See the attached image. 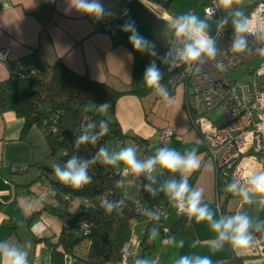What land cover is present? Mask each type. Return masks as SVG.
<instances>
[{
	"label": "crops",
	"instance_id": "1",
	"mask_svg": "<svg viewBox=\"0 0 264 264\" xmlns=\"http://www.w3.org/2000/svg\"><path fill=\"white\" fill-rule=\"evenodd\" d=\"M208 1L202 0L203 6ZM253 1L247 0V5ZM101 2L112 13L106 18L119 24L115 34L98 26L101 19L75 10L66 11L69 0H0V49H9L7 60L0 62V81L41 66H45L46 72H49L50 66L61 59L74 71L106 82L117 90L146 88L143 83L144 72L154 58L148 54L135 56L129 43L130 33L123 32L121 26L128 20L134 21L139 33H149L161 55L163 49L172 42V34L167 25H163L159 32L160 37L163 35L164 38L159 43L154 23L156 20L169 21L179 16L177 10L172 9V3L165 8L152 0ZM198 4L196 2L195 6ZM194 7H189V10L197 11L198 6ZM142 12H151L155 16L154 23L148 28L139 23ZM171 87V99L168 102L150 90L144 95H122L115 102L114 112L111 107L104 113L92 108L90 110L108 119H116L122 133L131 136L123 138V144L118 148L134 146L135 139L132 136L141 139L143 142L137 149L139 157L154 154L156 148L164 145L181 152L196 147L201 168L196 171L192 186L204 189V201L218 215L244 210L253 217L264 218V210L256 204H245L240 197L217 185L215 164L207 155L200 133L185 108L184 89L180 85ZM23 125L24 119L14 111H0V240L31 242L30 264H52V245L57 243L67 224V216L61 214L79 209L80 203L72 199L66 208L60 209L61 205L50 192V178H53L49 173L52 170H43L44 166H49L52 157L44 132L34 124L22 136ZM164 126L172 127L174 135L161 143L157 133ZM121 179L124 180L122 192L126 198L133 200L143 197L145 191L141 193L142 187L131 176ZM41 196L46 198L39 205L32 209L26 207L29 201ZM154 202L165 205L170 216L163 229L158 230V236L152 239L151 245L145 247V257L157 259L158 264H173V259L178 255L197 253L210 256L213 264H227L236 256L244 257L243 264H264V233H256L254 243L248 248L233 249L225 245L214 253L209 246L214 234L209 231L207 224L197 223L187 216L186 224L193 231V236L171 233L170 227L182 214L163 193L156 199H149L148 203ZM75 204L78 206L73 208ZM33 215L35 217L29 220ZM147 224V220L139 216L132 221L135 236L128 264H133V259L142 255L143 247L138 243L142 239V229ZM171 237H175L177 242L183 241L184 247L173 246L169 242ZM88 244L86 239L81 241L75 246L73 255H65L62 264H87ZM57 249L60 251L62 248L58 246Z\"/></svg>",
	"mask_w": 264,
	"mask_h": 264
},
{
	"label": "clouds",
	"instance_id": "2",
	"mask_svg": "<svg viewBox=\"0 0 264 264\" xmlns=\"http://www.w3.org/2000/svg\"><path fill=\"white\" fill-rule=\"evenodd\" d=\"M243 5L244 0H216V6L223 15L217 16L213 23L219 32L231 27L229 49L234 54L249 52L251 41H264V16L251 17L243 10ZM72 10L97 20L112 15L101 0H69V8L66 11ZM124 14H127V10ZM210 19L208 15L201 18L193 12H188L167 21L172 42L162 56L157 52L155 44L138 32L134 21L128 20L121 26L123 32L130 33L129 43L135 51L154 58L145 69L143 83L165 102L170 101L171 96L167 86L162 83L164 73L157 60L167 66L170 72L184 65L189 74L198 75L203 66L210 62L217 70H225V64L218 59L221 48L217 39L211 35ZM256 50L264 56V46H259ZM109 108L108 102L92 105V110L98 113L107 112ZM85 121L74 141L76 151L63 164L52 165V171L60 184L73 189L83 188L92 182L89 170L97 163L122 168L124 175L140 181L143 191L151 197L163 193L181 214L197 223L207 224L209 231L214 234L209 241L210 249L214 253L222 250L225 245L233 249L248 248L254 243L256 233H264V218L253 217L244 210L218 215L204 201V189L190 184L191 175L201 168V159L196 147L181 152L164 145L156 148L154 154L139 157L134 146L110 149L101 145L91 158H84L78 154L80 147L97 145L110 131L109 122L106 120L92 122L85 117ZM165 176L167 178H164ZM116 187L123 188L124 180H118ZM226 189L240 197L245 204H256L264 210V169L234 175ZM52 194L55 195V192ZM45 198L41 196L29 201L26 207L32 209ZM102 206L107 214H123L127 202L124 199L105 200ZM147 215L150 219H159L157 210H148ZM158 234V229L153 228L150 238L155 239ZM169 242L175 247H184L183 241L177 242L175 237H171ZM30 248L31 242L28 241L19 243L8 239L0 240V264H30ZM133 264H158V260L137 256L133 259ZM173 264H213V261L208 255L192 253L176 256Z\"/></svg>",
	"mask_w": 264,
	"mask_h": 264
},
{
	"label": "trees",
	"instance_id": "3",
	"mask_svg": "<svg viewBox=\"0 0 264 264\" xmlns=\"http://www.w3.org/2000/svg\"><path fill=\"white\" fill-rule=\"evenodd\" d=\"M165 8H168L173 0H152ZM155 21V16L151 12H142L139 15V23L148 28ZM147 40L151 41L148 32L140 33ZM133 49V48H132ZM164 50V49H163ZM135 56L141 54L133 49ZM163 55V51L161 52ZM164 73L162 83L169 92V73L165 65L157 63ZM50 71L41 66L36 73L20 76L13 75L0 81V111L12 110L17 116L24 119L21 135L25 136L32 125L39 126L44 132L50 155L61 151L59 157L63 164L76 151L74 141L79 135V130L83 116H90L92 122L103 119L109 122L110 131L103 136L97 145H82L79 155L84 158H91L98 148L108 139H120L131 137L123 134L116 119H108L103 115L92 113L87 108L89 103L102 104L108 102L112 112H114L115 102L124 94L144 95L151 89L139 88L137 90H117L106 82L92 79L87 74H81L71 69L63 60H56ZM28 72V71H27ZM26 73V72H25ZM141 146V139L132 136ZM116 143V148H118ZM43 166V165H40ZM119 168L97 163L89 170L92 182L81 189H73L64 186L50 178L51 191L61 205L60 209L68 206L69 200L87 197L94 201V206L85 208L80 205L79 209L66 211L63 217L67 216L66 226L61 231L58 241L52 245V264H62L65 255L74 254V248L83 240H88V250L86 256L87 264H103L105 262L116 261L121 253L123 244L129 239L132 221L137 218L135 212V202L138 200L150 205V197L144 192L142 198L128 199L123 195L122 188L116 187V182L120 180ZM197 172L190 177L192 185ZM103 196L106 200L124 199L127 207L123 214H107L100 204ZM157 203V202H154ZM65 211V209H64ZM35 216H31L32 220ZM90 225L89 233L84 235L81 229L82 223ZM187 216L182 214L181 218L170 227V232L193 236V231L186 224ZM62 249L59 251L57 247ZM144 247L141 258H145ZM244 257L236 256L230 259L227 264H243Z\"/></svg>",
	"mask_w": 264,
	"mask_h": 264
},
{
	"label": "built area",
	"instance_id": "4",
	"mask_svg": "<svg viewBox=\"0 0 264 264\" xmlns=\"http://www.w3.org/2000/svg\"><path fill=\"white\" fill-rule=\"evenodd\" d=\"M203 11L204 15L211 17V20L223 15V12L216 6V0H211L208 5H205ZM246 14L253 18L264 16V0H254ZM98 26L110 34H115L119 29L117 22L106 17L99 21ZM231 34L230 26L223 32L217 31L214 26V30L211 32L221 48L218 59L225 64L224 71L217 70L211 62L205 64L198 75L189 74L184 65H180L171 72L165 66L169 73V84L171 86L182 84L185 87V108L191 122L200 133L201 140L206 146L207 155L215 164L217 185L220 188H226L234 175L239 176L264 169V162L259 157L264 155V82L261 81V76H264V63L249 72L247 81L244 83L231 80L228 76V71L231 68L251 58L261 57L262 55L256 49L259 46H264V41H251L249 52L234 54L229 49ZM170 46L171 43L164 48L163 54ZM8 55V48L0 49V62H5ZM39 69L40 67L33 68L19 75L36 73ZM216 108L220 110V114L214 119L210 118L208 113ZM85 117L91 121L90 116H83L81 125L86 122ZM157 135L159 141L163 143L174 135V131L172 127L164 126L159 129ZM122 141L116 139L118 145H121ZM134 147L139 149L140 145L135 141ZM146 155L151 154H144L142 157ZM117 172L120 178L125 177L122 168H119ZM133 179L141 186L140 181ZM50 192L52 193L51 190ZM105 200L106 196H103L100 204ZM78 201L84 209L94 206V201L87 197H81ZM217 206H220L219 203ZM148 210H157L159 219H150L147 215ZM135 212L137 216L145 218L148 223L142 229V239L138 244L143 248L150 246L152 243L150 234L153 228L163 229L164 223L170 216L169 211L165 205L159 202L147 205L137 200ZM89 227V224L83 222L80 230L86 235L89 233ZM134 236V228L131 225L130 237L123 244L119 258L116 261L103 264H128L132 255L130 247Z\"/></svg>",
	"mask_w": 264,
	"mask_h": 264
},
{
	"label": "rangeland",
	"instance_id": "5",
	"mask_svg": "<svg viewBox=\"0 0 264 264\" xmlns=\"http://www.w3.org/2000/svg\"><path fill=\"white\" fill-rule=\"evenodd\" d=\"M196 2L199 3L198 5H196V6H198L197 11L194 12V10L193 11L189 10V7H194ZM210 2H211V0H209L206 5H208ZM249 8H250V5H247V0H244L243 10L245 12H247L249 10ZM172 9L177 10V13H176L177 15L185 14L188 12H193V13L199 15L201 18L205 17L204 12H203L202 0H173L172 1ZM209 24L211 25V32H212L213 31L212 29L214 27L213 20L210 19ZM154 25L156 26L154 29H156V31H157V33H156L157 39H158V42L160 43L163 40L164 36L162 35L160 37L159 30H162L163 25H165V26L167 25V21L166 20L165 21L156 20ZM262 63H264V57H262V56L251 58V59L243 62L242 64H240L234 68H231L228 71V76L231 80H235L236 82L244 83L247 81V74L249 72H252L253 70L257 69ZM261 81L264 82V76H261ZM177 86H179V85H177ZM92 105H93V103H89L87 105V108L88 109L92 108ZM90 111H92V110H90ZM219 114H220V110L218 108H216V109L210 111L208 113V116L210 118L214 119ZM105 146L110 148V149L116 148L115 139L106 140ZM60 155H61V151L51 155L52 157L49 159V166H47V167H49V169H52V165L54 163H61L60 159H59ZM259 157L261 158L262 162H264V155H260ZM49 174L53 179L56 178L53 171H51V173H49ZM77 206L78 205L75 204V205H73V208H76Z\"/></svg>",
	"mask_w": 264,
	"mask_h": 264
},
{
	"label": "water",
	"instance_id": "6",
	"mask_svg": "<svg viewBox=\"0 0 264 264\" xmlns=\"http://www.w3.org/2000/svg\"><path fill=\"white\" fill-rule=\"evenodd\" d=\"M43 170H45V171H47V170H48V171H51L52 169H49V167L44 166V167H43Z\"/></svg>",
	"mask_w": 264,
	"mask_h": 264
},
{
	"label": "bare ground",
	"instance_id": "7",
	"mask_svg": "<svg viewBox=\"0 0 264 264\" xmlns=\"http://www.w3.org/2000/svg\"><path fill=\"white\" fill-rule=\"evenodd\" d=\"M205 6V5H204ZM204 6H203V8H204ZM204 12V11H203ZM115 22V21H114ZM214 26H215V24H214ZM214 30V29H213ZM178 85H180V86H182L183 87V89H184V94H185V87L182 85V84H178Z\"/></svg>",
	"mask_w": 264,
	"mask_h": 264
}]
</instances>
